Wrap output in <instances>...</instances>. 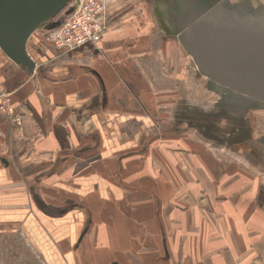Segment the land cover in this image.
<instances>
[{"label":"crops","instance_id":"obj_1","mask_svg":"<svg viewBox=\"0 0 264 264\" xmlns=\"http://www.w3.org/2000/svg\"><path fill=\"white\" fill-rule=\"evenodd\" d=\"M132 1L111 4L94 53L45 43L54 21L27 40L32 74L0 49V89L24 112L19 127L0 118V240H21L41 264H261L255 182L225 189L199 158L174 175L145 172L144 130L157 126L151 116L145 127L144 92L117 58L141 32L139 17L116 9ZM156 83L144 85L152 96Z\"/></svg>","mask_w":264,"mask_h":264},{"label":"rangeland","instance_id":"obj_2","mask_svg":"<svg viewBox=\"0 0 264 264\" xmlns=\"http://www.w3.org/2000/svg\"><path fill=\"white\" fill-rule=\"evenodd\" d=\"M114 1L108 6V21ZM71 2L54 22L62 20ZM116 9L140 19L139 38L119 49L117 58L126 64L127 76L135 77L144 92L141 106L148 116L144 126H151V116L157 126L153 136L150 130H144L142 150L149 165L145 172L153 169L155 173L174 175L178 161L186 164L189 158H199L218 166L207 174L223 176L225 189L238 185L239 180H246L248 185L255 182L263 200L264 102L214 81L191 50L188 39L180 34L185 23L199 13L257 29L264 26V0H134ZM93 53L90 59L96 55ZM151 79L159 84L155 96L147 90ZM1 242L7 245L0 246V264H41L30 257L21 240Z\"/></svg>","mask_w":264,"mask_h":264},{"label":"water","instance_id":"obj_3","mask_svg":"<svg viewBox=\"0 0 264 264\" xmlns=\"http://www.w3.org/2000/svg\"><path fill=\"white\" fill-rule=\"evenodd\" d=\"M70 1L0 0V49L6 57L32 74L36 65L26 51L27 40ZM59 25L56 22L46 29ZM180 35L188 39L191 50L214 81L264 102V26L245 29L199 13L185 23Z\"/></svg>","mask_w":264,"mask_h":264},{"label":"built area","instance_id":"obj_4","mask_svg":"<svg viewBox=\"0 0 264 264\" xmlns=\"http://www.w3.org/2000/svg\"><path fill=\"white\" fill-rule=\"evenodd\" d=\"M71 1V12L64 16L57 28L43 32L42 39L62 54H79L80 49L83 53L88 47L92 48L90 52H95L108 25L106 13L111 0ZM23 116V110L12 106L9 94L0 89V118L19 127Z\"/></svg>","mask_w":264,"mask_h":264},{"label":"trees","instance_id":"obj_5","mask_svg":"<svg viewBox=\"0 0 264 264\" xmlns=\"http://www.w3.org/2000/svg\"><path fill=\"white\" fill-rule=\"evenodd\" d=\"M57 16H58V14L54 17V19H57ZM63 18H64V17H63ZM63 18H62V20L60 21L61 23L63 22ZM54 19H53V20H54ZM53 20H52V21H53ZM42 27H43V26H42Z\"/></svg>","mask_w":264,"mask_h":264},{"label":"bare ground","instance_id":"obj_6","mask_svg":"<svg viewBox=\"0 0 264 264\" xmlns=\"http://www.w3.org/2000/svg\"><path fill=\"white\" fill-rule=\"evenodd\" d=\"M32 34H33V33H32ZM32 34H31V35H32Z\"/></svg>","mask_w":264,"mask_h":264}]
</instances>
